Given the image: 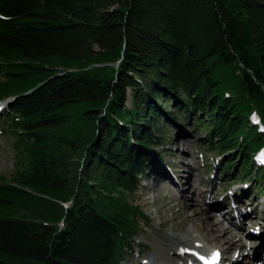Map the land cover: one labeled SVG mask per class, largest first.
I'll use <instances>...</instances> for the list:
<instances>
[{"label":"trees","instance_id":"1","mask_svg":"<svg viewBox=\"0 0 264 264\" xmlns=\"http://www.w3.org/2000/svg\"><path fill=\"white\" fill-rule=\"evenodd\" d=\"M6 98L0 264H123L165 119L192 114L222 178L264 191V0H0Z\"/></svg>","mask_w":264,"mask_h":264},{"label":"rangeland","instance_id":"2","mask_svg":"<svg viewBox=\"0 0 264 264\" xmlns=\"http://www.w3.org/2000/svg\"><path fill=\"white\" fill-rule=\"evenodd\" d=\"M11 100L12 98L0 100V104L4 105L0 108V176L4 177L8 181L13 180L18 167L23 164L21 154L17 152L14 145L13 132L10 131L11 124L7 122L8 114H10L9 109ZM126 104L130 105V96L126 101ZM194 122L195 117L191 114L188 118V122H185L178 117L177 120L172 119L170 121L169 119H165L158 124L161 128L160 131H157L159 132L158 135L160 138V145H154L150 151V154L153 157L152 170H148L146 177L141 178V185L139 189L131 197V200L135 204L139 205L140 209L144 211L148 221L146 223L143 221L140 222V232L134 239L132 249L128 250L126 253L123 264H129L128 261L131 256L135 262V259L137 258L136 255L139 252L141 253V257H147V255L154 256L153 250H151L153 246L151 243L152 237H164V235L169 232L167 231V226L160 227V223L158 224L157 213L159 212L162 201H154V199L150 198L149 203L145 199V192L143 189V185L145 182L149 181L148 179L151 173L159 172L160 174L162 172L158 168V162L155 160L157 157H160L163 171L166 174L169 172L172 175L169 178H161L166 179L162 184L167 186L170 191L166 194V197H168L172 192H176L178 197L186 198L188 201H194L195 198L197 199V197L201 195L205 199V202L208 203V201L210 202L209 197L214 195L216 201L220 203L225 202L226 208L229 207L227 210L228 213H225L226 209H224V206L221 207L224 211H220L219 213L215 212L216 217L219 220L221 219L223 222H226L225 215V219H223L224 213L228 219H233L234 221L236 218H233L232 216L236 212L238 213L240 208H242L240 210L244 211V213H249V215H245L244 217V219L248 222L246 224L244 223L242 229L240 230V232H243L241 236L244 240L241 245L242 247H245L244 251L249 252L247 253L248 258L245 257L244 259L246 260L243 261V258L240 257L241 253H238L240 249H236L229 254L228 258H221L222 260H220L224 264H231L237 255L236 257L238 258L236 259V264H264V258L256 256L258 253H255L253 257L249 256V254L254 251V246L262 241L261 239L257 240V238H254L252 236V232L257 229L261 232L264 231V191L257 190L255 186L258 184L251 181L248 182L249 179L247 178L243 181L236 180L235 184H233L235 177L234 179L231 177L232 180L227 183V181L222 178L220 173L221 168L217 167V162H220L221 156L204 151L201 145L199 146L200 142L197 138ZM177 140H181L179 144H176ZM192 157L196 162L184 160L185 158L192 159ZM186 165L191 166L190 174L193 176L191 179L193 183H191V180L189 183L186 182L189 181L190 178L189 174H187V169L185 168ZM207 167H210L211 170L207 171ZM83 170L84 168L81 173L79 172V176L81 178H83ZM245 183L248 187H250V189L245 185ZM245 188H247V191H245ZM231 197H235L234 200ZM237 197H239V201L243 200V205L239 209H236L238 202L235 201V199ZM69 203L70 202L67 204ZM234 203L236 206L232 209V211H230V208H232L231 204ZM189 207H193V205L189 204ZM252 210L256 213H254L255 215H252ZM209 212H214V210L210 209ZM61 225L62 223L60 222L59 226ZM189 232L191 233V230ZM202 243L207 249H209L210 252L216 251V248L211 246L209 242H206L204 239ZM164 245L167 247L166 243H164ZM262 247L258 249V252L264 251V245H262ZM217 253H219V251ZM154 259L158 261V259ZM241 259L243 262H240ZM173 261H176L179 264L182 262V260L177 256H175V260Z\"/></svg>","mask_w":264,"mask_h":264},{"label":"bare ground","instance_id":"3","mask_svg":"<svg viewBox=\"0 0 264 264\" xmlns=\"http://www.w3.org/2000/svg\"><path fill=\"white\" fill-rule=\"evenodd\" d=\"M3 106V104H0V108H2ZM180 141L181 140H177L176 144H179ZM155 160L158 162V168L162 172L160 174L158 172L151 173L149 175V181L145 182L143 185V189L145 192L144 195L145 199L149 203L150 198L154 199V201H162L159 212L157 213L158 224L160 223V227L167 226V231L169 232L165 234L164 237H152L151 243L153 246L151 250H153L154 256L147 255L148 258L145 256L141 257V253L139 252L136 255L137 258L135 259V262L133 261V257L131 256L128 263L179 264L178 262L173 261L175 260V256H177L182 260L180 264H203L204 260H206L207 262H212L217 257L219 259L217 262H215V264H224L221 261V258H228L229 254L236 249H240L238 251V253H241L240 257L243 258V261L246 260L244 258H248L247 253L249 252L244 251L245 247H242L241 245L242 241L244 240L241 236L243 232H240V230L242 229L243 224H246L248 222L244 219V217L245 215H249V213H244V211L240 210L242 209L240 207L243 205V200L239 201V197L235 199V201L238 202V206L236 209H240L238 210V213L236 212L235 214H233L232 217L236 218V220L234 221L233 219H228L225 214L228 213L227 210L229 209V207L226 208L225 202L220 203L216 201L214 195H211L209 197L210 202L208 201V203L205 202V199L201 195H199L197 199L195 198L194 201H188L186 200V198H180L178 197L176 192H172L168 197H166V194L170 191L167 186L162 184L166 179L161 178H169L172 175L169 172L168 174H166L163 171L160 157H157ZM184 160L196 162L194 161L193 157L192 159L185 158ZM185 168L187 169V174H189L190 177L189 181L186 182L189 183L193 178L192 174H190L191 166L186 165ZM191 183H193L192 180ZM234 198L232 199L234 200ZM189 204L193 205V207H189ZM231 205L232 208H230V211L234 209L236 204L234 203ZM223 206L224 209H226V212L223 214V219L226 218V222H223L221 219L219 220L216 217L215 213L224 211V209H221V207ZM210 209L214 210V212H209ZM251 213L252 215L256 214L254 210H252ZM190 230L191 233L189 232ZM252 236L254 238H257V240L261 239L262 241H260L257 245L254 244V251L249 254V256L253 257L255 253H258V255L256 256L264 258V251L258 252V249L262 247V245H264V231L261 232L259 229H257L256 231L252 232ZM203 239L206 242H209L211 246L216 248V251L210 252L209 249H207L206 246L202 243ZM164 243L167 244V247L164 245ZM218 251L219 254H217ZM236 256L231 264H236V259L238 258ZM154 258L158 259V261H156ZM243 261L241 259L240 262Z\"/></svg>","mask_w":264,"mask_h":264}]
</instances>
